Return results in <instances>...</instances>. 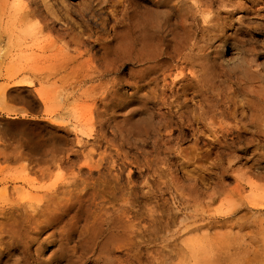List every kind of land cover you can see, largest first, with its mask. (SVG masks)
Segmentation results:
<instances>
[{
  "label": "rangeland",
  "instance_id": "1",
  "mask_svg": "<svg viewBox=\"0 0 264 264\" xmlns=\"http://www.w3.org/2000/svg\"><path fill=\"white\" fill-rule=\"evenodd\" d=\"M63 1L73 7L80 2ZM133 1L140 11L151 8V0ZM95 7V16L85 18L87 25L96 36L112 38V46L121 43L127 23L121 15L124 5L108 0ZM115 9L118 17L108 18ZM243 15L236 12L229 33L236 29L237 40L261 49L264 13ZM1 18L0 224H4L26 215L31 206H43L46 192L60 191L73 181L91 149L88 144L81 148L85 138L77 136L91 102L81 97L83 87L72 85L74 75L64 78L58 72L63 60L53 55L67 42L60 25L55 32L45 28L39 16H29L21 26L2 23ZM203 34H191L190 43L196 37L200 45L206 44L208 34ZM68 47L73 54L74 46ZM92 51L100 57L101 45ZM33 55L40 57L36 71ZM213 55L224 59L229 52L218 55L215 49ZM257 61L264 65V54ZM202 66L181 64L173 55L160 72L157 89H163V77L167 86L179 82L175 88L185 90L188 107L178 106L169 94L157 104L146 88L142 93L151 97L142 113L113 115L104 126L108 141L93 151L91 175L80 173L87 182L81 206L62 216L64 229L72 227L73 244H79L77 233L92 216L107 214L101 207L113 212L123 206L127 244L113 254L123 264H264V94H231L233 81L225 78L214 80L207 91L195 80L180 81L182 68L199 75ZM131 67L123 66L120 75H127ZM148 112L153 114L152 124L146 120ZM162 118L165 125H157ZM6 122L19 123L14 128L22 132H11ZM72 153L68 161L66 154Z\"/></svg>",
  "mask_w": 264,
  "mask_h": 264
},
{
  "label": "bare ground",
  "instance_id": "2",
  "mask_svg": "<svg viewBox=\"0 0 264 264\" xmlns=\"http://www.w3.org/2000/svg\"><path fill=\"white\" fill-rule=\"evenodd\" d=\"M49 1L0 0L1 20L2 23L7 20L14 26H21L29 16H39L44 21V27L50 31L57 32V25L61 26L60 34L67 42L53 57L61 56L63 61L58 72L64 73V78L74 75L77 80L72 85L83 87L81 97L84 102H91L85 120L83 123L79 121L82 127L77 135L85 138L80 147L85 148L88 144L91 149L83 156V163L77 166L73 181L64 185L62 190L54 189L41 197L45 199L43 206H31L26 215L11 217L0 224V264H123L120 258L117 261L113 255L116 250L125 249L127 244L123 206L113 212L101 207L99 210L107 214L102 211L103 214L89 218L88 224L77 233L78 245L77 242L73 244L70 236L72 227L64 229L62 224V216L81 204L87 182L80 173L84 170L83 174L91 175L96 163L93 151L101 142L108 141L103 132L104 126L109 124L113 115L125 117L142 113L147 104L145 101L151 96L155 103L160 104L169 94L178 106H189L184 98L185 90L180 93V89L175 88L179 82L167 86L166 77H163V89H157L160 72L173 55L176 62L191 67L204 64L199 75L186 67L179 73L180 81L195 80L203 91L213 87L214 80L221 82L225 78L233 81L231 94H264V65L257 61L264 54V42L261 49H257L253 44L246 45L237 40L236 29L229 33L237 11L243 12V17H259L264 13V0H234L231 4L228 3L230 0H151V8L144 7L145 11L138 10L133 0H118L124 5L121 15L127 23L122 42L115 46H112V38L96 36L93 28L87 25L89 19H85L87 16L94 17L95 6L106 5L108 0H80L75 7L63 0ZM113 16L118 17L116 9L108 18ZM103 19L104 22L107 20L106 15ZM237 22H242V16L237 18ZM198 32L204 33V36L208 34L206 44L200 45L196 37L190 43L191 34L197 35ZM96 44L101 45L100 57L92 51ZM70 45L74 46L71 55L67 52ZM187 49L190 52L185 53ZM215 49H218V55L228 51L229 56L216 58L213 55ZM32 62L34 67H30L36 71L40 57L33 55ZM125 65L132 67L127 75H120ZM134 68L140 69L135 71ZM207 76L209 80L205 78ZM131 87L134 90L128 92ZM146 88L150 89L151 96L142 93ZM148 115L146 120L152 124L153 114L148 112ZM164 121L162 118L155 123L165 125ZM18 124L6 122L5 125L10 127L11 132L19 133L22 129L14 128ZM81 138L79 143H82ZM71 157H74L73 153L66 154L68 161ZM81 185L84 186L79 191L81 193L76 192ZM60 195L63 197L60 198Z\"/></svg>",
  "mask_w": 264,
  "mask_h": 264
}]
</instances>
